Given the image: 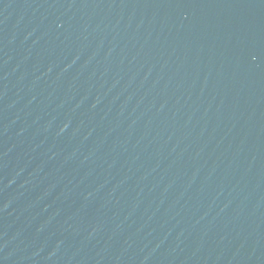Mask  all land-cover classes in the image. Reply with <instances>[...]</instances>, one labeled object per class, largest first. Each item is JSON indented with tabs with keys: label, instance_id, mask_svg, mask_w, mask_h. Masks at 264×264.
I'll return each instance as SVG.
<instances>
[{
	"label": "water",
	"instance_id": "obj_1",
	"mask_svg": "<svg viewBox=\"0 0 264 264\" xmlns=\"http://www.w3.org/2000/svg\"><path fill=\"white\" fill-rule=\"evenodd\" d=\"M0 264H264V0H0Z\"/></svg>",
	"mask_w": 264,
	"mask_h": 264
}]
</instances>
